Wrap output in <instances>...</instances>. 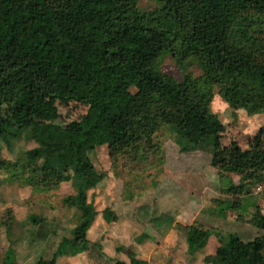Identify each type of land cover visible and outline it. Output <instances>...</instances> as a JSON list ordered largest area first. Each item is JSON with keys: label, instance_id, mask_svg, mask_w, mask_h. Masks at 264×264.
<instances>
[{"label": "trees", "instance_id": "1", "mask_svg": "<svg viewBox=\"0 0 264 264\" xmlns=\"http://www.w3.org/2000/svg\"><path fill=\"white\" fill-rule=\"evenodd\" d=\"M154 1L159 6L143 12L137 0H0V139L29 130L41 142L23 167L36 174V184L55 188L71 175L77 181V192L64 199L76 224L52 264L66 244L86 251L95 244L88 238L97 216L89 193L100 175L89 154L98 146L111 157L140 143L153 146L170 125L182 152L211 151L214 167L227 163L240 175L234 193L263 180L264 151L237 146L225 154L211 102L217 88L234 110L264 108V0ZM167 53L180 63L196 61L203 74L181 81L162 71L158 62ZM57 100L89 105L86 121L58 122ZM18 166L2 158L0 146V168L18 176ZM166 221L169 227L174 219ZM252 222L264 230L263 215ZM184 229L191 255L212 235L198 223ZM220 243L223 264H264V235L244 241L230 233ZM129 257L114 264H149L135 252Z\"/></svg>", "mask_w": 264, "mask_h": 264}, {"label": "rangeland", "instance_id": "2", "mask_svg": "<svg viewBox=\"0 0 264 264\" xmlns=\"http://www.w3.org/2000/svg\"><path fill=\"white\" fill-rule=\"evenodd\" d=\"M158 6L154 0H137L143 12ZM158 67L181 81L186 74H203L196 61L180 63L170 53L161 57ZM215 93L211 110L222 121L219 132L225 154L234 155L237 146L264 151V108L234 110L217 88ZM55 105L60 123L87 119L89 105L85 103L57 100ZM115 113L108 117V124ZM66 143L61 139L58 149L63 150ZM153 144L140 143L115 157L105 145L90 152L100 175L97 187L89 193L97 216L88 238L95 244L89 251L66 244L56 264H114L118 259L130 263L129 251L149 264H223L221 237L235 233L250 241L264 235L252 222L255 214L264 216V172L262 181L237 194L234 187L240 175L232 173L227 163L214 167L211 151L182 152L170 125L162 126ZM40 145L29 130L16 138L0 139L2 158L19 162L18 176L0 168V264H52L61 241L75 227L76 210L64 202L77 192L75 178L71 175L58 187L45 188L36 184L33 171L23 168L29 163L28 152ZM169 217L174 222L168 227ZM157 219L164 222L160 229L155 226ZM193 223L210 229L212 235L205 248L191 255L184 227ZM144 233L148 236L140 241Z\"/></svg>", "mask_w": 264, "mask_h": 264}, {"label": "built area", "instance_id": "3", "mask_svg": "<svg viewBox=\"0 0 264 264\" xmlns=\"http://www.w3.org/2000/svg\"><path fill=\"white\" fill-rule=\"evenodd\" d=\"M257 190H258V191L262 190V185L259 184V185L257 186Z\"/></svg>", "mask_w": 264, "mask_h": 264}]
</instances>
